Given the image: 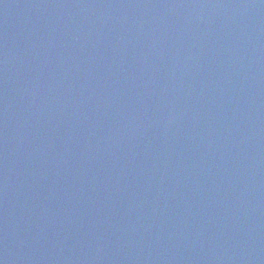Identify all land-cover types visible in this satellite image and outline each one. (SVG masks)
I'll list each match as a JSON object with an SVG mask.
<instances>
[{
    "label": "water",
    "instance_id": "water-1",
    "mask_svg": "<svg viewBox=\"0 0 264 264\" xmlns=\"http://www.w3.org/2000/svg\"><path fill=\"white\" fill-rule=\"evenodd\" d=\"M0 264H264V0H0Z\"/></svg>",
    "mask_w": 264,
    "mask_h": 264
}]
</instances>
